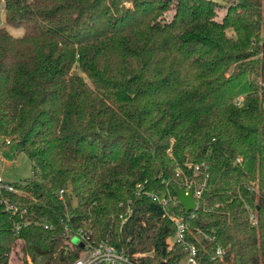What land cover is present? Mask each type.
I'll return each mask as SVG.
<instances>
[{"label":"trees","instance_id":"obj_1","mask_svg":"<svg viewBox=\"0 0 264 264\" xmlns=\"http://www.w3.org/2000/svg\"><path fill=\"white\" fill-rule=\"evenodd\" d=\"M0 5L23 26L0 25V136L31 161L20 192L0 190V264L14 249L70 264L80 233L178 264L187 249L169 241L171 214L198 264H264V0H237L221 19L216 0Z\"/></svg>","mask_w":264,"mask_h":264},{"label":"built area","instance_id":"obj_2","mask_svg":"<svg viewBox=\"0 0 264 264\" xmlns=\"http://www.w3.org/2000/svg\"><path fill=\"white\" fill-rule=\"evenodd\" d=\"M6 143H10V139L5 140ZM6 190L8 192H20L21 187L13 184L11 182H6L3 180L2 176H0V190ZM188 189V188H186ZM62 196V190L60 191V197ZM153 199H157V195L151 194ZM5 202L6 209L15 213L17 211V206L13 203H8L6 199L3 200ZM162 203H165V199H161ZM171 219L175 224V232L173 234V240L180 241L182 245L187 249V255L185 256V264H198V260L196 258L197 249L193 242L188 241L186 239V230L188 229V224L183 220V218L179 215L171 214ZM252 223L256 224V218L251 213L249 216ZM47 226V224H45ZM79 239L84 242L83 248L88 251L87 255L80 256V258L71 262L70 264H92L97 261L104 262L107 264H142V256L141 253H134L131 255L124 254L117 247L112 244H109L105 241H100L97 243H90L84 240L83 235L80 233L77 235ZM225 254V250L222 246H217L212 253V258L223 259ZM34 264L32 261L27 260L24 264Z\"/></svg>","mask_w":264,"mask_h":264},{"label":"rangeland","instance_id":"obj_3","mask_svg":"<svg viewBox=\"0 0 264 264\" xmlns=\"http://www.w3.org/2000/svg\"><path fill=\"white\" fill-rule=\"evenodd\" d=\"M216 17L221 19L223 13L226 11L230 4L236 3L237 0H216ZM168 17L171 16V12L166 13ZM0 25H5L11 33L14 35H20L23 32V26H13L6 24L4 21V10L0 5ZM0 176L6 182H11L16 185L22 184L25 179L31 176V161L23 151L17 150L15 142L6 143L5 139L0 136ZM74 242L82 241L77 235L71 238ZM173 237L169 238V241H173ZM83 245L84 242L82 241ZM10 255L9 264H24L22 259L19 258L18 249H14ZM88 251L82 249L81 256L87 255ZM178 264H185V259L181 260Z\"/></svg>","mask_w":264,"mask_h":264},{"label":"water","instance_id":"obj_4","mask_svg":"<svg viewBox=\"0 0 264 264\" xmlns=\"http://www.w3.org/2000/svg\"><path fill=\"white\" fill-rule=\"evenodd\" d=\"M176 197L186 210H193L196 207V200L191 188L186 189L184 187H179L177 189ZM77 243L79 246H83L82 241H78Z\"/></svg>","mask_w":264,"mask_h":264}]
</instances>
